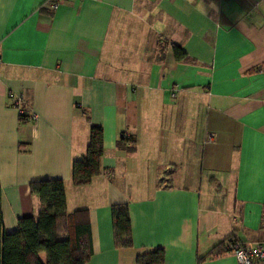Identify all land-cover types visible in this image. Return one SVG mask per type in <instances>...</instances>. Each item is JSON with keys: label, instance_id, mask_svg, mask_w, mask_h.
Segmentation results:
<instances>
[{"label": "crops", "instance_id": "1", "mask_svg": "<svg viewBox=\"0 0 264 264\" xmlns=\"http://www.w3.org/2000/svg\"><path fill=\"white\" fill-rule=\"evenodd\" d=\"M47 1L0 0L4 232L38 216L31 183L61 179L67 211L89 213L86 264L159 248L164 264H239L199 259L230 237L264 242V0ZM88 126L103 130L101 174L74 187ZM117 204L131 247L115 246Z\"/></svg>", "mask_w": 264, "mask_h": 264}, {"label": "trees", "instance_id": "2", "mask_svg": "<svg viewBox=\"0 0 264 264\" xmlns=\"http://www.w3.org/2000/svg\"><path fill=\"white\" fill-rule=\"evenodd\" d=\"M173 50L178 60L186 58L180 48ZM103 153V130L92 126L85 156L71 166V183L74 187H84L100 176ZM29 190L37 198L41 211L36 218H20L17 231L12 234L4 232L0 190V264H86L92 256L88 211H67L65 182L61 179L33 182ZM111 215L116 248L131 247L128 204L113 205ZM236 243L239 242L227 238L199 262L229 254L228 245ZM40 254H45L44 262L40 260ZM136 261V264H164L165 253L159 248L138 256Z\"/></svg>", "mask_w": 264, "mask_h": 264}, {"label": "built area", "instance_id": "3", "mask_svg": "<svg viewBox=\"0 0 264 264\" xmlns=\"http://www.w3.org/2000/svg\"><path fill=\"white\" fill-rule=\"evenodd\" d=\"M65 0H49L42 6L43 10L55 12L60 2ZM1 65V60H0ZM13 106L17 110L20 117L26 115L24 110V98L22 95H17L14 97ZM32 119L36 120V116L32 115ZM126 135H123V138H126ZM169 179V174L163 176V182H166ZM230 254H233L239 264H264V242L259 243H236L228 245Z\"/></svg>", "mask_w": 264, "mask_h": 264}, {"label": "rangeland", "instance_id": "4", "mask_svg": "<svg viewBox=\"0 0 264 264\" xmlns=\"http://www.w3.org/2000/svg\"><path fill=\"white\" fill-rule=\"evenodd\" d=\"M50 12V11H49ZM51 13H53V12H51ZM82 130H79L78 129V131L76 132L79 136L80 135H84V133L83 132H81ZM89 131H90V128H89V126L87 127V132L89 133ZM81 133H83V134H81ZM168 173V172H167ZM35 208H36V205H35ZM38 211H41V208H39L38 209ZM40 260L42 261V262H44L45 261V254H40Z\"/></svg>", "mask_w": 264, "mask_h": 264}]
</instances>
